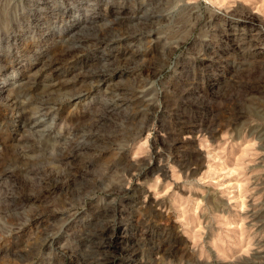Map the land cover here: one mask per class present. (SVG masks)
Segmentation results:
<instances>
[{
  "label": "rangeland",
  "instance_id": "374dc122",
  "mask_svg": "<svg viewBox=\"0 0 264 264\" xmlns=\"http://www.w3.org/2000/svg\"><path fill=\"white\" fill-rule=\"evenodd\" d=\"M0 264H264V0H0Z\"/></svg>",
  "mask_w": 264,
  "mask_h": 264
}]
</instances>
